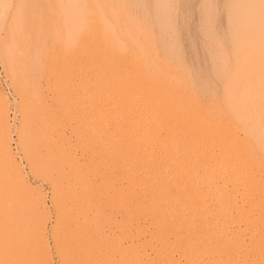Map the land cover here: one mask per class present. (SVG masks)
Segmentation results:
<instances>
[{
  "label": "rangeland",
  "instance_id": "obj_1",
  "mask_svg": "<svg viewBox=\"0 0 264 264\" xmlns=\"http://www.w3.org/2000/svg\"><path fill=\"white\" fill-rule=\"evenodd\" d=\"M262 100L264 0H0V264H264Z\"/></svg>",
  "mask_w": 264,
  "mask_h": 264
},
{
  "label": "bare ground",
  "instance_id": "obj_2",
  "mask_svg": "<svg viewBox=\"0 0 264 264\" xmlns=\"http://www.w3.org/2000/svg\"><path fill=\"white\" fill-rule=\"evenodd\" d=\"M243 5H244V4H243ZM241 7H242V6H241ZM251 28H252V27H251ZM258 59H259V58H258ZM242 66H243V65H242ZM258 67H259V66H258ZM251 72H252V71H251ZM244 73H245V72H244ZM240 75H241V74H240ZM232 85H233V84H232ZM258 85H259V83H258ZM234 86H235V85H234ZM228 87H229V86H228ZM232 87H233V86H232ZM234 88H235V87H234ZM229 89H230V88H229ZM232 89H233V88H232ZM252 90H253V89H252ZM258 90H259V89H258ZM228 91H229V90H228ZM244 93H245V92H244ZM228 94H229V93H228ZM251 94H252V93H251ZM237 97H238V96H237ZM233 98H234V95H233ZM231 99H232V97H231ZM235 101H236V100H235ZM262 101H264V100H262ZM258 102H259V101H258ZM254 104H256V103H254ZM263 104H264V103H263ZM261 105H262V104H261ZM263 107H264V106H263ZM245 108H246V107H245ZM256 108H257V104H256ZM249 109H250V108H249ZM242 110H243V109H242ZM257 110H258V109H257ZM257 110H256V111H257ZM234 113H235V112H234ZM252 113H253V112H252ZM250 114H251V113H250ZM250 114H249V115H250ZM247 115H248V114H247ZM263 116H264V115H263ZM247 118H248V117H247ZM250 118H251V116H250ZM250 118H249V119H250ZM245 119H246V117H245ZM252 119H253V118H252ZM255 119H256V118H255ZM261 119H262V118H261ZM250 121H251V119H250ZM263 125H264V124H263ZM259 126H260V125H259ZM249 127L251 128L250 125H249ZM254 127H255V125H254ZM263 127H264V126H263ZM246 128H247V127H246ZM259 128H260V127H259ZM261 129H262V128H261ZM261 129H260V130H261ZM251 130H254L253 126H252V129H251ZM260 130H259V131H260ZM263 130H264V128H263ZM263 130H262V131H263ZM246 131H247V130H246ZM263 132H264V131H263ZM263 132H262V133H263ZM258 134H260V135H258V136H261V133H260V132H259ZM263 135H264V133L262 134V136H263ZM262 136H261V137H262ZM263 138H264V137H263ZM263 138H262V139H263ZM258 139H259V137L257 138V140H258ZM260 141H263V142H264V140H260ZM258 142H259V141H258ZM263 142H262V143H263ZM259 144H260V143H259ZM259 144H258V146H259ZM229 145H230V144H229ZM260 145H261V144H260ZM212 146H213V145H212ZM237 146H238V145H237ZM262 146H263V145H262ZM235 148H236V147H235ZM248 148H249V147H248ZM237 151H238V150H237ZM211 152H212V151H211ZM220 152L222 153V151H220ZM227 153H228V152H227ZM232 156H233V154H232ZM213 157H214V156H213ZM213 157H212V158H213ZM230 157H231V156H230ZM230 157H229V158H230ZM236 157H237V156H236ZM231 158H232V157H231ZM221 159H222V158H221ZM226 159H227V157H226ZM232 159H235V157L232 158ZM232 159H230V161H231ZM222 160H223V159H222ZM224 161L226 162L227 160H224ZM230 161H229V162H230ZM237 161H238V160H237ZM221 162H222V161H221ZM214 163H215V162H214ZM226 163H227V162H226ZM235 163H236V162H235ZM235 163H234V164H235ZM220 164L223 166L222 163H220ZM224 164H225V163H224ZM227 164H228V163H227ZM10 165H11V164H10ZM209 166H210V165H209ZM217 166H218V167H217V169H218V168L220 167V165L218 164ZM228 166H229V165H227V168L224 166L225 169H227V171H228V168H231V167H230L231 165H230L229 167H228ZM236 166H237V165H236ZM236 166L234 165V166H232V167H236ZM212 167H214V166H212ZM222 168H223V167H222ZM236 168H237V167H236ZM239 168H240V167H239ZM239 168H238V169H239ZM238 169H236V170L238 171ZM245 169H246V168H245ZM245 169H244V170H245ZM209 170H210V168H209ZM213 170H214V169H213ZM218 170H221L223 173L226 172L225 170L223 171L221 168L218 169ZM230 170H231V169H230ZM233 170H234V169H233ZM242 170H243V169H242ZM234 171H235V170H234ZM245 171H246V170H245ZM210 172H211V171H210ZM223 173H222V175H223ZM226 173H227V172H226ZM230 173H231V171H230ZM235 173H236V172H235ZM238 173H240V172H238ZM238 173H237V174H238ZM243 173H245V172H243ZM243 173H242V171H241V174H243ZM249 173H251V172H249ZM210 174H211V173H210ZM219 174L221 175V173H219ZM219 174H218V175H219ZM228 174H229V173H228ZM228 174H227V175H228ZM245 174H246V173H245ZM214 175H215V174H214ZM220 175H219V176H220ZM231 175H232V174H231ZM209 176H210V175H209ZM234 176H235V175H234ZM236 176L241 177V182H242V176H240V174H239V175H236ZM244 176H245V175H244ZM244 176H243V177H244ZM213 177H214V176H213ZM223 177H226V176H222L221 179H223ZM238 177H237V178H238ZM200 178H202V176H201ZM208 178H209V177H208ZM218 178H219V177H218ZM227 178H229V177H227ZM227 178H226V179H227ZM231 178H232V177H231ZM233 178H234V177H233ZM245 178H246V177H245ZM224 179H225V178H224ZM226 179H225V181L227 182L228 179H227V180H226ZM238 179L240 180V178H238ZM238 179L236 180V178H234V180H236V181H238ZM198 180H199V179H198ZM219 180H220V179H219ZM232 180H233V179H232ZM234 180H233V181H234ZM243 180H244V178H243ZM213 181H214V180H213ZM220 181H221V180H220ZM223 181H224V180H222V182H223ZM228 181H229V180H228ZM208 182H209V181H208ZM211 182H212V181H211ZM217 182H219V181L217 180ZM217 182H216V183H217ZM226 182H225L224 184H225L226 186H228V185L226 184ZM229 182H230V181H229ZM239 182H240V181H239ZM239 182H235L234 186L236 185V183L238 184ZM241 182H240V183H241ZM244 182H245V181H244ZM252 182H253V181H252ZM232 183H234V182H232ZM212 184H213V183H212ZM222 184H223V183H222ZM242 184H243V182H242ZM246 184H247V183H245L243 186H245ZM210 185H211V184H210ZM225 185H223V187H222L223 189H224V186H225ZM229 185H230V184H229ZM239 185H241V184H239ZM239 185H236V186H239ZM249 185H250V184H249ZM215 186H216V185H215ZM232 186H233V184H232ZM232 186H231V187H232ZM234 186H233V187H234ZM243 186H242V187H243ZM228 187H229V186H228ZM233 187H232V190H233V191H237L238 189H240V188L238 187L237 190H234ZM245 187L248 188V186H245ZM251 187H252V186H251ZM215 188H216V187H215ZM215 188H214V190H215ZM256 188H257V187H256ZM218 189H219V188H218ZM218 189H217V191H218ZM226 189H227V187H226ZM220 190H221V189H220ZM243 190H244V187H243ZM215 191H216V190H215ZM215 191H213V189H212V192H213V193H214ZM238 191H239V190H238ZM256 191H257V190H256ZM225 192H226V191H225ZM225 192H224V193H225ZM243 192H244V191H243ZM249 192H250V191H249ZM202 193H203V192H202ZM209 193H210V192H209ZM228 193H230V190H229ZM228 193H227V194H228ZM234 193H235V192H234ZM244 193H245V192H244ZM204 194H205V193H204ZM210 194H211V193H210ZM214 194H216V193H214ZM219 194H220V191H219ZM237 194H238V192H237ZM240 194H241L242 196H244V195L242 194V191L240 192ZM245 195H246V193H245ZM211 196H213V195H211ZM214 196H215V195H214ZM232 196H233V195H232ZM237 196H238V195H237ZM242 196H241V197H242ZM216 197H217V196H216ZM221 197H222V196H221ZM224 197H225V196H223V198H224ZM244 197H245V196H244ZM212 198H214V197H212ZM217 198H218V197H217ZM219 198H220V196H219ZM223 198H222V199H223ZM226 198H227V197H226ZM229 198H230V197L228 196V199H226V200L229 201ZM235 198H237V197H235ZM245 198H246V197H245ZM222 199H221V200H222ZM232 199H234V198H232ZM232 199H231V200H232ZM241 199H243V198H241ZM223 200H225V198H224ZM223 200H222V202H223V204H224V201H223ZM231 200H230V202H231ZM237 200H238V199H237ZM246 200H247V198L245 199V201H246ZM235 201H236V200H235ZM243 201H244V200H243ZM243 201H242V202H243ZM233 202H234V200H233ZM253 202H254V201H253ZM220 203H221V201H220ZM226 203H227V201H226ZM235 203H237V202H235ZM238 203H239V201H238ZM240 203H241V202H240ZM231 204H232V203H231ZM241 204H242V203H241ZM219 205L222 206V204H219ZM255 205H256V204H255ZM224 206H225V205H224ZM237 206H238V204H237ZM243 206H244V205H243ZM254 207H255V206H254ZM171 208H172V207H171ZM171 208H170V210H171ZM238 208H239V206H238ZM250 208H251V207H250ZM252 208H253V207H252ZM233 209H235V208H233ZM241 209H242V208H241ZM244 209H245V208H244ZM253 209H255V208H253ZM208 210H209V209H208ZM178 211H179V210H178ZM236 211H238V210H236ZM238 212H239V211H238ZM243 212H244V211H243ZM207 214H209V212H208ZM235 214H236V213H235ZM238 214H240V213H238ZM240 215H241V214H240ZM243 215H244V213H243ZM225 217H226V215H225ZM214 218H215V217H214ZM232 218H233V217H232ZM219 220H220V219H219ZM248 220H250V219H248ZM222 221H223V220H222ZM246 221H247V220H246ZM216 222H217V223H218V222H221V220H220V221L217 220ZM240 222H241V221H240ZM243 222H244V221H242V223H243ZM247 222H248V221H247ZM248 223H249V222H248ZM224 224H225V223H224ZM224 224H223V225H224ZM252 224H253V223H252ZM224 226H225V225H224ZM224 226H222V227H224ZM226 226H227V225H226ZM253 226H254V225H253ZM257 227H258V226H257ZM228 228H229V227H228ZM247 228H248V227H247ZM250 228H251V227L249 226L248 229H250ZM254 228H255V226H254ZM254 228H253V229H254ZM233 229H234V228H233ZM255 229H256V228H255ZM250 231H251V230H250ZM253 231H254V230H253ZM253 231H251V232H253ZM224 232H225V231H224ZM183 233H184V232H183ZM243 233H244V232H243ZM253 233H254V232H253ZM258 233H259V232H258ZM248 234H249V233H248ZM234 235H237V234H234ZM246 235H247V234H246ZM250 235H251V234H250ZM253 238H254V237H253ZM256 238H257V237H256ZM224 239H226V238H224ZM234 239H235V238H234ZM224 241H225V240H224ZM235 241H236V240H235ZM247 241H248V240H247ZM255 241H256V239H255ZM228 242H229V241H228ZM239 242L241 243L240 240H239ZM239 242H238V243H239ZM233 243H234V242H233ZM253 244H254V243H253ZM255 247H256V246H255ZM194 258H195V257H194ZM215 260H216V259H215ZM219 260L221 261V259H219ZM210 261H211V260H210ZM224 261H225V260H224ZM262 261H263V260H262ZM214 262H215V261H214ZM208 263H210V262L208 261ZM210 264H211V263H210ZM216 264H217V263H216Z\"/></svg>",
  "mask_w": 264,
  "mask_h": 264
}]
</instances>
